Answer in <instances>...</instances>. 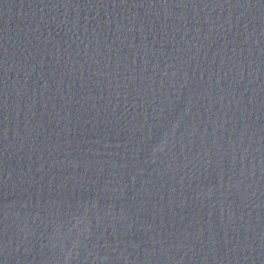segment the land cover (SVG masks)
I'll return each mask as SVG.
<instances>
[{
    "label": "water",
    "instance_id": "1",
    "mask_svg": "<svg viewBox=\"0 0 264 264\" xmlns=\"http://www.w3.org/2000/svg\"><path fill=\"white\" fill-rule=\"evenodd\" d=\"M0 264H264V0H0Z\"/></svg>",
    "mask_w": 264,
    "mask_h": 264
}]
</instances>
